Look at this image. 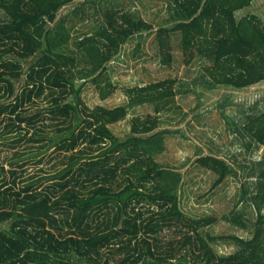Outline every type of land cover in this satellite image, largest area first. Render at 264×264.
<instances>
[{
    "label": "trees",
    "instance_id": "trees-1",
    "mask_svg": "<svg viewBox=\"0 0 264 264\" xmlns=\"http://www.w3.org/2000/svg\"><path fill=\"white\" fill-rule=\"evenodd\" d=\"M76 1L0 0V140L16 146L0 160V264H264V153L252 165L197 158L214 174L212 187L243 180V207L224 217L249 235H226L237 247L221 253L204 230L215 218L183 207L181 166L159 160L168 131L161 114L178 108L177 78L124 86L115 105L90 106L82 95L89 81L100 99L112 95L109 64L129 39L154 30L165 64L180 32L186 64L207 62L199 76L207 86L264 82V18L237 15L253 0H169L172 24L156 29L112 6L74 35L60 15L83 11ZM146 104L153 112L134 114L124 135L114 132L111 124ZM253 108L233 120L248 150L264 146V97Z\"/></svg>",
    "mask_w": 264,
    "mask_h": 264
},
{
    "label": "rangeland",
    "instance_id": "rangeland-1",
    "mask_svg": "<svg viewBox=\"0 0 264 264\" xmlns=\"http://www.w3.org/2000/svg\"><path fill=\"white\" fill-rule=\"evenodd\" d=\"M83 2V3H82ZM81 3V6H80ZM78 14L73 13L74 6L67 7L62 14L66 23L75 34L90 31L101 23L104 11L108 7L132 9L147 21L155 25L172 24L169 0H77ZM248 13H256L264 18V0H253L252 3L237 11L238 17ZM73 38L70 43L75 47ZM171 53L173 61L165 64L157 42L156 30L129 39L121 53L109 64L108 72L117 85L115 92L106 100L99 97L94 82L83 86L84 100L94 106L97 103L115 105L125 99L123 87L145 83L166 77H176L177 93L175 110L161 114V126L167 128L165 149L159 160L171 165H179L182 171V202L184 209L192 216L210 215L213 222L204 226V230L216 237L213 245L221 253H229L236 249L235 241L226 235L238 234L247 236L249 232L231 222L224 215L234 208L243 207L239 196L243 180L235 175L228 177L216 187H212L214 174L205 166L200 165L197 158L201 155L214 153L226 155L231 159L246 162L259 159L264 153V146L248 150L234 129L233 120L238 122L250 112L251 107L259 110L263 107L264 82L242 89L230 86L210 87L200 80V71L206 60L196 58L186 64L181 45L180 32L171 35ZM83 63H80V67ZM225 104V105H224ZM153 112L151 105H140L130 110L123 120L111 124L119 135H124L131 128L134 114ZM229 115V117H227ZM3 124L0 123V129ZM0 140V160L4 156L11 157L16 146ZM23 146V141L20 143ZM245 215L252 220L256 212L250 207ZM3 225H7L4 223Z\"/></svg>",
    "mask_w": 264,
    "mask_h": 264
}]
</instances>
